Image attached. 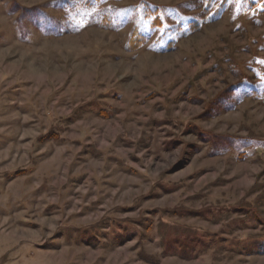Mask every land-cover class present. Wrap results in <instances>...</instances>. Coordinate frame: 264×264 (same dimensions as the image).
Returning <instances> with one entry per match:
<instances>
[{
  "label": "rangeland",
  "instance_id": "1",
  "mask_svg": "<svg viewBox=\"0 0 264 264\" xmlns=\"http://www.w3.org/2000/svg\"><path fill=\"white\" fill-rule=\"evenodd\" d=\"M261 61L264 0H0V264H264Z\"/></svg>",
  "mask_w": 264,
  "mask_h": 264
},
{
  "label": "snow or ice",
  "instance_id": "2",
  "mask_svg": "<svg viewBox=\"0 0 264 264\" xmlns=\"http://www.w3.org/2000/svg\"><path fill=\"white\" fill-rule=\"evenodd\" d=\"M213 2H214V0H206V5L210 6V4ZM234 3H235V6L237 7V9H239V8L243 7L245 0H234ZM168 27H170V26L164 25L162 28H159L158 30L163 33V31ZM261 63H264V61H261Z\"/></svg>",
  "mask_w": 264,
  "mask_h": 264
}]
</instances>
